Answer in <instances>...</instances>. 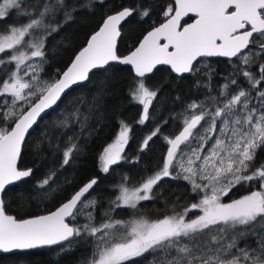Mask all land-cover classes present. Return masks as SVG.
<instances>
[{"label":"snow or ice","instance_id":"1","mask_svg":"<svg viewBox=\"0 0 264 264\" xmlns=\"http://www.w3.org/2000/svg\"><path fill=\"white\" fill-rule=\"evenodd\" d=\"M104 2L87 0L79 7L91 11ZM145 2L155 4L141 0L135 8L121 5L106 14L66 70L45 78L47 40L74 19L77 6L69 8L66 0H0V251L59 245L65 252L84 239L93 248L82 264H264V161L256 165L264 152V0H167L155 7H144ZM190 14L193 22L187 23ZM133 15L144 23L157 15L162 22L154 23L128 55L119 56L121 22ZM211 58H225L230 69L215 88ZM111 62L133 70L129 96L142 106L141 125L155 119L150 107L155 109L160 93L147 85L146 74L163 65L181 77H198L194 87L204 97L173 114L178 134L163 135L164 120L140 145L143 151L162 135L167 147L161 166L139 186H129L124 176L99 223L98 200L90 191L96 178L55 211L30 218L9 214L4 199L8 186L34 174L33 168L18 166L30 130L49 110L59 108L72 86L88 81L94 69L107 71ZM108 91L106 78L88 96L70 99L51 131H41L34 150L48 147L59 156L60 169L73 163L101 127ZM129 132L121 121L119 135L99 157L103 173L122 159ZM56 177L57 170L49 169L37 182L41 198L63 191ZM164 178L186 182L196 202L181 205L177 199L170 213L155 220L114 218L118 209L138 210L142 202L154 201ZM246 185L255 190L224 201L234 188ZM192 210L199 214L190 216Z\"/></svg>","mask_w":264,"mask_h":264},{"label":"trees","instance_id":"2","mask_svg":"<svg viewBox=\"0 0 264 264\" xmlns=\"http://www.w3.org/2000/svg\"><path fill=\"white\" fill-rule=\"evenodd\" d=\"M66 2L69 8L77 6V10L73 12L74 19L47 40L49 61L46 65L45 78L55 74L57 69L61 72L65 69L74 54L85 44L89 34L99 26L106 14L121 9V5L135 8L137 4L141 3V0H105L104 4L95 3L91 11L79 7L86 4L87 0H66ZM166 2L167 0H155V4L145 2L144 7H155ZM62 20L63 16L61 15L58 17V22ZM160 22L162 19L157 15H153L147 23L141 21L137 15L124 21L121 25V36L117 45L118 54L127 53L136 46L154 23ZM211 60L216 70V76L212 82L215 88L222 83V76L227 75L230 69L225 58H211ZM89 77L85 83L72 88L64 97L63 102H60L59 108L48 112L31 131L27 143L23 146L19 167H31L34 169V174L22 182L8 186L4 199L10 214L18 218H25L49 212L69 198L86 181L96 177L98 183L91 190V197L98 200V210L95 215L97 223H99L101 213L108 207L109 201L115 199L118 194L115 189L124 176L129 177V186H136L161 166L167 147L163 136L154 137L150 141L149 147L141 151L140 145L143 139L154 130L157 124L163 125L164 120H168V123L162 126V134L177 133L180 130V125L173 119V114L179 112L190 100L203 99L204 97V91L194 87V81L198 77L191 75L181 77L171 73L169 67L159 66L145 78L147 85L152 90L160 89L158 102H154L155 109L150 107V113L155 119L141 125L138 121L142 106L134 103L129 96V88L134 77L130 67L113 63L107 66V71L96 70ZM106 78L109 91L106 97L107 110L101 120V127L89 138L74 162L64 169H60L59 156L51 154L48 147L40 152L34 150L38 142L37 137L42 130L51 131L54 119L62 118L59 115L61 109L65 108L70 99L78 95L88 96ZM121 121L130 127L128 143L125 144L121 153L122 159L117 164L110 165L108 173H103L100 170L99 157L103 149L119 135ZM46 124L49 125L48 129H45ZM53 142L55 143V140ZM261 161H264V152L258 154L256 165L258 166ZM49 169L57 170L56 183L62 186L63 191L55 194L54 198H41L40 190L36 184L44 178ZM254 188L255 186L249 185L237 186L226 198L239 196ZM155 191L157 198L154 201L142 202L138 210L118 209L113 214L114 218L127 221L134 216H143L155 220L170 213L171 205L177 199L181 205H190L197 200L186 182L170 178H164ZM165 201L168 203L167 208ZM77 219L79 223H84L82 218L78 217ZM59 247V245L41 246L13 253L0 251V264H82V261L90 259L92 256L93 245L84 239H79L74 243L71 251L60 252Z\"/></svg>","mask_w":264,"mask_h":264},{"label":"water","instance_id":"3","mask_svg":"<svg viewBox=\"0 0 264 264\" xmlns=\"http://www.w3.org/2000/svg\"><path fill=\"white\" fill-rule=\"evenodd\" d=\"M119 10H121V9H119ZM119 10H117V11H119ZM115 12H116V11H115ZM115 12H112V13H110V14H114ZM189 17H192V14H190ZM189 17H186L185 20L188 19ZM105 18H106V16L103 18V20H104ZM103 20H102V22L99 24V26L102 25ZM123 22H124V21H123ZM123 22H121V25L123 24ZM182 22H183V21H182ZM192 22H193V20H190V21H188L187 23H192ZM99 26H98L93 32H91V33L89 34L88 38L90 37L91 34H93L96 30H98ZM149 30H151V29H149ZM149 30H148V31H149ZM144 34H146V32H145ZM142 37H143V36H142ZM142 37H141V39H142ZM88 38H87V39H88ZM118 40H119V38H118ZM138 42H139V41H138ZM137 44H138V43H137ZM137 44H136V46H137ZM117 45H118V41H117ZM134 47H135V46H134ZM134 47H133V48H134ZM79 50H80V49H79ZM79 50H78V51H79ZM78 51H77V52H78ZM128 53H129V51H128L127 53H125V54H122V55H120V54H118V53H117V54H118L119 56H125V55H128ZM74 55H75V54H74ZM73 58H74V56L72 57V59H73ZM72 59H71V60H72ZM71 60H70V62L68 63V65L65 67L64 70H66V68L69 66V64L71 63ZM113 63H118V64H120L119 62H111V64H113ZM121 65H123V64H121ZM124 66H128V67L131 68V66H129V65H124ZM159 66H163V65H158L157 67H159ZM106 67H107V66H106ZM167 67H168V66H167ZM64 70H63V71H64ZM96 70H98V69H94V70H92V72H94V71H96ZM131 70H132V68H131ZM154 70H155V69H154ZM92 72H90V74H91ZM132 73H133V70H132ZM90 74H89V75H90ZM150 74H151V73L146 74V75H150ZM174 74H175V73H174ZM133 75H134V73H133ZM176 75H178V74H176ZM185 75H187V74H185ZM178 76H179V75H178ZM82 83H85V82L78 83L77 85L82 84ZM77 85L72 86V88L76 87ZM72 88H71V89H72ZM71 89H70V90H71ZM70 90H69V91H70ZM69 91H68V92H69ZM50 111H51V110H49V112H50ZM141 113H142V110H141ZM141 113H140V116H141ZM44 116H45V115H44ZM44 116H43V117H44ZM40 120H41V119H40ZM40 120H39V121H40ZM35 126H36V125H35ZM35 126H34V127H35ZM30 131H32V130H30ZM176 134H178V132H177ZM165 155H166V151H165V153H164V156H165ZM163 158H164V157H163ZM18 166H19V161H18ZM93 178H96V177H93ZM93 178H91V179H93ZM91 179H89V180L86 181L85 183L89 182ZM96 179H97V178H96ZM85 183H84V184H85ZM84 184H82L80 187H82ZM80 187H79V188H80ZM79 188H78V189H79ZM78 189H77V190H78ZM77 190H76V191H77ZM90 191H91V190H90ZM72 194H73V193H72ZM72 194H71V195H72ZM69 198H70V197H69ZM59 205H60V204H59ZM59 205H58V206H59ZM58 206H57V207H58ZM57 207H55V208L52 209L51 211H55V209H56ZM51 211H49V212H51ZM49 212H46V213H43V214H40V215H45V214H47V213H49ZM9 214H10V213H9ZM12 215H13V214H12ZM34 216H35V215H34ZM30 217H32V216L25 217V218H30ZM40 247H41V246H40ZM19 251H24V250H14L13 252H19ZM13 252H11V253H13ZM3 253H4V252H3Z\"/></svg>","mask_w":264,"mask_h":264},{"label":"rangeland","instance_id":"4","mask_svg":"<svg viewBox=\"0 0 264 264\" xmlns=\"http://www.w3.org/2000/svg\"><path fill=\"white\" fill-rule=\"evenodd\" d=\"M118 136V135H117ZM116 139V138H115ZM115 139L111 142V143H113L114 141H115ZM110 144V143H109ZM125 146V145H124ZM107 147V146H106ZM104 150V149H103ZM102 153H103V151H102ZM102 155V154H101ZM121 157H122V155H121ZM142 183V182H141ZM136 186H139V185H136ZM252 190H255V188L254 189H252ZM251 191V190H250ZM249 191V192H250ZM249 192H246V193H243V194H241V195H239V196H236V197H232V198H224V201L225 202H228L229 200H231V199H238V198H240V197H242V196H244V195H246V194H248ZM199 214V212H198V210H192V212L190 213V216H194V215H198Z\"/></svg>","mask_w":264,"mask_h":264},{"label":"flooded vegetation","instance_id":"5","mask_svg":"<svg viewBox=\"0 0 264 264\" xmlns=\"http://www.w3.org/2000/svg\"><path fill=\"white\" fill-rule=\"evenodd\" d=\"M190 20H192V18H191V17H189L188 19H186V22H188V21H190Z\"/></svg>","mask_w":264,"mask_h":264}]
</instances>
